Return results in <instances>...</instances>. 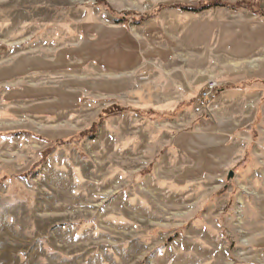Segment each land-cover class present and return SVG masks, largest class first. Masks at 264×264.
Here are the masks:
<instances>
[{
    "label": "rangeland",
    "instance_id": "rangeland-1",
    "mask_svg": "<svg viewBox=\"0 0 264 264\" xmlns=\"http://www.w3.org/2000/svg\"><path fill=\"white\" fill-rule=\"evenodd\" d=\"M210 1L0 0V264H264V0Z\"/></svg>",
    "mask_w": 264,
    "mask_h": 264
},
{
    "label": "trees",
    "instance_id": "trees-1",
    "mask_svg": "<svg viewBox=\"0 0 264 264\" xmlns=\"http://www.w3.org/2000/svg\"><path fill=\"white\" fill-rule=\"evenodd\" d=\"M214 5L226 6L225 3H222L219 0H214V1L206 2L204 4L197 5V6H195V5H181V4L175 5V6L178 7V8H181L184 11H200L202 9H205V8H208V7H211V6H214ZM247 6H250V4L247 5ZM145 17L146 16H143L142 18L144 19Z\"/></svg>",
    "mask_w": 264,
    "mask_h": 264
},
{
    "label": "built area",
    "instance_id": "built-area-1",
    "mask_svg": "<svg viewBox=\"0 0 264 264\" xmlns=\"http://www.w3.org/2000/svg\"><path fill=\"white\" fill-rule=\"evenodd\" d=\"M216 87L215 82L209 83L208 87L205 88V91H203L199 97L198 100V106H197V111L200 110V108L205 107V105L210 102V95L212 90Z\"/></svg>",
    "mask_w": 264,
    "mask_h": 264
},
{
    "label": "water",
    "instance_id": "water-1",
    "mask_svg": "<svg viewBox=\"0 0 264 264\" xmlns=\"http://www.w3.org/2000/svg\"><path fill=\"white\" fill-rule=\"evenodd\" d=\"M232 175H233V172L230 171L229 174H228V177L230 178V177H232Z\"/></svg>",
    "mask_w": 264,
    "mask_h": 264
}]
</instances>
